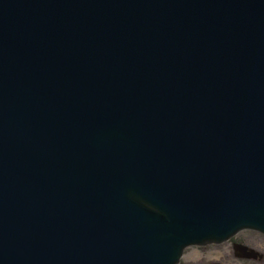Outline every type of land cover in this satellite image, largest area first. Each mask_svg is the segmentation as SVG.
I'll return each instance as SVG.
<instances>
[{
	"label": "water",
	"instance_id": "water-1",
	"mask_svg": "<svg viewBox=\"0 0 264 264\" xmlns=\"http://www.w3.org/2000/svg\"><path fill=\"white\" fill-rule=\"evenodd\" d=\"M264 234V0H0V264H179Z\"/></svg>",
	"mask_w": 264,
	"mask_h": 264
},
{
	"label": "rangeland",
	"instance_id": "rangeland-1",
	"mask_svg": "<svg viewBox=\"0 0 264 264\" xmlns=\"http://www.w3.org/2000/svg\"><path fill=\"white\" fill-rule=\"evenodd\" d=\"M179 264H264V234L245 229L221 243L189 246Z\"/></svg>",
	"mask_w": 264,
	"mask_h": 264
},
{
	"label": "flooded vegetation",
	"instance_id": "flooded-vegetation-1",
	"mask_svg": "<svg viewBox=\"0 0 264 264\" xmlns=\"http://www.w3.org/2000/svg\"><path fill=\"white\" fill-rule=\"evenodd\" d=\"M239 244H242L243 245V242H239Z\"/></svg>",
	"mask_w": 264,
	"mask_h": 264
}]
</instances>
